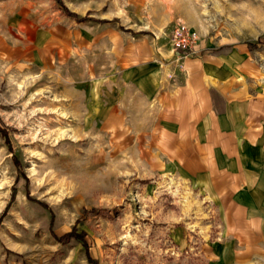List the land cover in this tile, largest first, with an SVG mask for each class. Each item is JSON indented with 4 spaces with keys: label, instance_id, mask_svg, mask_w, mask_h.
I'll list each match as a JSON object with an SVG mask.
<instances>
[{
    "label": "rangeland",
    "instance_id": "rangeland-1",
    "mask_svg": "<svg viewBox=\"0 0 264 264\" xmlns=\"http://www.w3.org/2000/svg\"><path fill=\"white\" fill-rule=\"evenodd\" d=\"M60 1L0 0V264H264V0ZM191 71L221 122L186 132Z\"/></svg>",
    "mask_w": 264,
    "mask_h": 264
},
{
    "label": "crops",
    "instance_id": "crops-1",
    "mask_svg": "<svg viewBox=\"0 0 264 264\" xmlns=\"http://www.w3.org/2000/svg\"><path fill=\"white\" fill-rule=\"evenodd\" d=\"M188 76H191V78H188ZM204 76V71L187 72L186 76L183 78L185 83L166 86V89L157 96V100H159L160 106L164 108V111H171V114L179 118L175 120L176 123L188 125L185 129L186 132H191L193 128L192 125L195 124L208 125L221 122V119H217V116H215V113L212 111L211 95ZM193 131H195L194 128ZM189 138L191 139L192 137ZM198 141H200V143L194 144V146L197 145L198 149H203V151L188 153L190 161L187 159L186 163L191 166L188 170L208 171L209 168H205L204 165H206V158L210 153L206 151L209 147L206 143H202L200 139ZM192 157H194V159L198 157L200 161L195 159V161H198L192 163Z\"/></svg>",
    "mask_w": 264,
    "mask_h": 264
},
{
    "label": "built area",
    "instance_id": "built-area-1",
    "mask_svg": "<svg viewBox=\"0 0 264 264\" xmlns=\"http://www.w3.org/2000/svg\"><path fill=\"white\" fill-rule=\"evenodd\" d=\"M170 37L176 50L196 52L199 49L198 34L180 20L173 21Z\"/></svg>",
    "mask_w": 264,
    "mask_h": 264
},
{
    "label": "trees",
    "instance_id": "trees-1",
    "mask_svg": "<svg viewBox=\"0 0 264 264\" xmlns=\"http://www.w3.org/2000/svg\"><path fill=\"white\" fill-rule=\"evenodd\" d=\"M57 1L61 2L60 0H57ZM62 6H63V8H64V10L66 12L70 13L71 15L77 16L75 13L69 12V10L67 9V7L65 5L62 4ZM261 43H262V39H260V38H257L254 41H247L246 42V44H247V46L249 48H251L253 46H256L258 44H261ZM0 131L6 133V131L4 129H2L1 127H0ZM71 237H74V238L78 239L79 241H81V243L86 248V252L88 253V245H87V242H86V239H85V233L81 232V231L78 232L75 227H73L70 231L66 232L65 234L59 236L58 239L61 240V241H65V240H68Z\"/></svg>",
    "mask_w": 264,
    "mask_h": 264
}]
</instances>
